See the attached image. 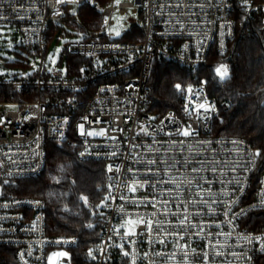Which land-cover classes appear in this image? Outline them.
<instances>
[{
    "label": "built area",
    "instance_id": "1",
    "mask_svg": "<svg viewBox=\"0 0 264 264\" xmlns=\"http://www.w3.org/2000/svg\"><path fill=\"white\" fill-rule=\"evenodd\" d=\"M86 3L101 12V28L67 17ZM116 15L125 18L120 39L108 33ZM255 19L264 31V0H241L238 10L235 0H0V26L16 29L27 57L23 73L0 77L8 91L0 101V182L41 175L49 142L72 146L81 160L104 162L108 177L101 238L85 264H264V230L242 225L264 211L258 149L212 135L230 102L195 79L180 85L177 109L149 111L157 58L195 78L202 68L229 72ZM63 21L84 37L68 41L49 71V46L61 33L50 30ZM69 57L84 60L77 74L62 70ZM127 220L137 221L133 234ZM77 245L48 233L43 200L0 196V264H76L70 253L57 256Z\"/></svg>",
    "mask_w": 264,
    "mask_h": 264
},
{
    "label": "trees",
    "instance_id": "2",
    "mask_svg": "<svg viewBox=\"0 0 264 264\" xmlns=\"http://www.w3.org/2000/svg\"><path fill=\"white\" fill-rule=\"evenodd\" d=\"M103 6L110 0H95ZM236 10L241 0H235ZM79 19L89 29L103 26L101 12L90 4L79 9ZM75 26V25H73ZM76 27V26H75ZM59 27L52 26L51 34ZM133 35L124 37L133 41ZM82 58L69 57L68 73L77 74ZM195 78L190 71L157 58L149 82V111L162 117L182 103L176 85L206 80L209 92L220 102H230V109L215 118L212 135L241 137L258 149V173L264 172V31L259 19L245 28L236 45L235 58L228 77L220 76L212 68H202ZM224 88H222V85ZM7 89L0 91V101L7 100ZM14 100L21 97L13 96ZM106 164L84 161L72 146L47 144V165L36 178L7 181L4 197H24L43 200L46 204L48 233L54 237H75L78 245L70 250L76 264L88 262L101 238L108 194ZM91 203L92 208L86 206ZM249 230H264V211L248 214L242 221ZM114 264H127L116 259Z\"/></svg>",
    "mask_w": 264,
    "mask_h": 264
},
{
    "label": "rangeland",
    "instance_id": "3",
    "mask_svg": "<svg viewBox=\"0 0 264 264\" xmlns=\"http://www.w3.org/2000/svg\"><path fill=\"white\" fill-rule=\"evenodd\" d=\"M79 9H80V6H75L73 9L67 10V17L70 19V21L73 22L79 19V14H78ZM114 21H115V25L108 29V33L120 39L123 37V33L125 31V27H124L125 18L123 16L116 15L114 17ZM72 22L63 21L55 25L56 27L60 28L61 33H56V38L53 44L49 46V51L47 54L46 61H47V64L50 65V69H53L54 67H57L58 65H60V61H61L60 58L63 52V48L68 41L75 39V38L82 39L84 37L83 33H81L77 29V27L71 24ZM117 31L120 33L119 35L115 34ZM76 34H77V37L74 36ZM132 38L133 40H135L134 36H132ZM18 41H19L18 36L16 33V29L14 27L0 26V77L8 78L12 75L23 73L22 68H23L24 63L26 62L25 58L27 57L24 54L23 50L19 47ZM81 61L82 60H80L79 63H81ZM62 70L65 73H67L68 71L67 60H65L62 63ZM226 70H227V75L224 77V79L228 77L229 75L228 69ZM26 99H30V98L23 97L20 100H26ZM6 182H0V196L5 195L3 192V184ZM126 224L128 226L127 232L133 234L135 232V226L137 224V221L127 220ZM69 253H70L69 250L59 249L57 257L62 258L64 256H68Z\"/></svg>",
    "mask_w": 264,
    "mask_h": 264
},
{
    "label": "snow or ice",
    "instance_id": "4",
    "mask_svg": "<svg viewBox=\"0 0 264 264\" xmlns=\"http://www.w3.org/2000/svg\"><path fill=\"white\" fill-rule=\"evenodd\" d=\"M115 34L119 35L120 33L117 31ZM57 51H59V50H57ZM49 71H51V69H49ZM81 71H83V69H81ZM217 73L223 79L227 75V70L225 69V70L221 71L220 69H217ZM180 87H181L180 85H176L177 89H179ZM188 134H189L188 132L184 133V135H188ZM256 155L259 156V153H256ZM185 219H187V218L185 217ZM261 251H264V244H261ZM125 255H127V253H125Z\"/></svg>",
    "mask_w": 264,
    "mask_h": 264
},
{
    "label": "crops",
    "instance_id": "5",
    "mask_svg": "<svg viewBox=\"0 0 264 264\" xmlns=\"http://www.w3.org/2000/svg\"><path fill=\"white\" fill-rule=\"evenodd\" d=\"M75 37H77V34L76 35H74ZM76 39V38H75Z\"/></svg>",
    "mask_w": 264,
    "mask_h": 264
}]
</instances>
